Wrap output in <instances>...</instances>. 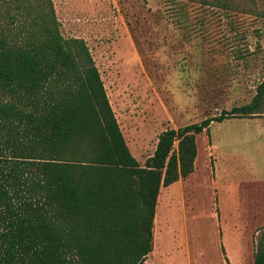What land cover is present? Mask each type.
<instances>
[{"label": "trees", "instance_id": "16d2710c", "mask_svg": "<svg viewBox=\"0 0 264 264\" xmlns=\"http://www.w3.org/2000/svg\"><path fill=\"white\" fill-rule=\"evenodd\" d=\"M259 114L264 78L250 102L163 130L141 165L53 0H0V264H145L160 187L193 172L196 134ZM253 264H264V229Z\"/></svg>", "mask_w": 264, "mask_h": 264}, {"label": "rangeland", "instance_id": "374dc122", "mask_svg": "<svg viewBox=\"0 0 264 264\" xmlns=\"http://www.w3.org/2000/svg\"><path fill=\"white\" fill-rule=\"evenodd\" d=\"M53 0L83 38L132 155L251 101L264 78V0ZM194 170L161 186L145 264H253L264 229V114L196 134ZM157 213V214H156Z\"/></svg>", "mask_w": 264, "mask_h": 264}, {"label": "crops", "instance_id": "0c3cea01", "mask_svg": "<svg viewBox=\"0 0 264 264\" xmlns=\"http://www.w3.org/2000/svg\"><path fill=\"white\" fill-rule=\"evenodd\" d=\"M99 70V69H98ZM99 72H100V70H99ZM100 76H101V73H100ZM101 78H102V76H101ZM102 81H103V79H102ZM103 84H104V82H103ZM105 87V86H104ZM107 94V93H106ZM114 112V111H113ZM181 179V178H180ZM177 182V181H176ZM175 182V183H176ZM173 184V183H172ZM170 186V185H169Z\"/></svg>", "mask_w": 264, "mask_h": 264}, {"label": "bare ground", "instance_id": "6f19581e", "mask_svg": "<svg viewBox=\"0 0 264 264\" xmlns=\"http://www.w3.org/2000/svg\"><path fill=\"white\" fill-rule=\"evenodd\" d=\"M157 214V213H156Z\"/></svg>", "mask_w": 264, "mask_h": 264}]
</instances>
